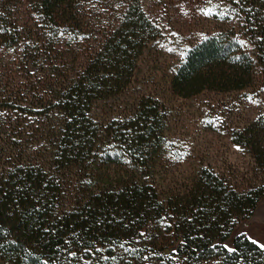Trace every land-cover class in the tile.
Here are the masks:
<instances>
[{
    "label": "trees",
    "instance_id": "obj_1",
    "mask_svg": "<svg viewBox=\"0 0 264 264\" xmlns=\"http://www.w3.org/2000/svg\"><path fill=\"white\" fill-rule=\"evenodd\" d=\"M205 11L211 25L164 44L162 93L256 101L264 0ZM161 28L141 0H0V264H264L244 235L226 246L264 198V107L232 131L255 167L243 184L195 163L172 177L180 149L158 92L114 121L97 108L133 98Z\"/></svg>",
    "mask_w": 264,
    "mask_h": 264
},
{
    "label": "rangeland",
    "instance_id": "obj_2",
    "mask_svg": "<svg viewBox=\"0 0 264 264\" xmlns=\"http://www.w3.org/2000/svg\"><path fill=\"white\" fill-rule=\"evenodd\" d=\"M141 2L152 21L162 27L159 37L161 46H154V49L144 57L138 84L132 91L135 93L133 98L121 96L120 100L110 101V104L99 103L97 108L104 111V117L108 121H114L132 113L135 98L139 94L158 92L162 106H167V111H171L170 139L176 141L179 145L177 148L180 149L181 158L170 171L172 177L184 173L187 167L195 163L214 168L231 181H238L240 184L248 182L256 174L253 173L255 171L253 160L245 149L232 142L231 136L235 128L242 127L249 117H255L264 107V85L258 89V98L254 102H251V97L244 96V93L227 95L203 93L192 100L167 98L162 90L166 85L164 77L174 64L176 54L172 51L171 44L170 46L164 44L174 40L183 41V37L187 38L192 33H198L211 25L210 19H203L206 18L205 9L212 0H141ZM116 7L113 5L112 9ZM107 11H104L106 16H112V12ZM203 22L207 24L204 25ZM79 65L80 60L74 66L78 68ZM162 94L164 96H161ZM240 235L255 241L259 246L264 245V198L258 203L254 215L237 226L226 246L232 249L234 238ZM151 255L155 257L154 253Z\"/></svg>",
    "mask_w": 264,
    "mask_h": 264
},
{
    "label": "snow or ice",
    "instance_id": "obj_3",
    "mask_svg": "<svg viewBox=\"0 0 264 264\" xmlns=\"http://www.w3.org/2000/svg\"><path fill=\"white\" fill-rule=\"evenodd\" d=\"M254 243H255V241H254ZM261 247H264V245H261Z\"/></svg>",
    "mask_w": 264,
    "mask_h": 264
}]
</instances>
